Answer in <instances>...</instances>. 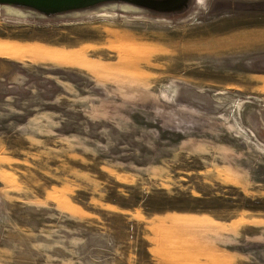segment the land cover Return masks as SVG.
<instances>
[{
  "label": "rangeland",
  "instance_id": "rangeland-1",
  "mask_svg": "<svg viewBox=\"0 0 264 264\" xmlns=\"http://www.w3.org/2000/svg\"><path fill=\"white\" fill-rule=\"evenodd\" d=\"M0 264H264V0L0 7Z\"/></svg>",
  "mask_w": 264,
  "mask_h": 264
},
{
  "label": "water",
  "instance_id": "water-1",
  "mask_svg": "<svg viewBox=\"0 0 264 264\" xmlns=\"http://www.w3.org/2000/svg\"><path fill=\"white\" fill-rule=\"evenodd\" d=\"M169 0H0V7L25 8L44 16L58 15L77 9H86L104 2H122L144 9L164 7Z\"/></svg>",
  "mask_w": 264,
  "mask_h": 264
},
{
  "label": "flooded vegetation",
  "instance_id": "flooded-vegetation-1",
  "mask_svg": "<svg viewBox=\"0 0 264 264\" xmlns=\"http://www.w3.org/2000/svg\"><path fill=\"white\" fill-rule=\"evenodd\" d=\"M157 1H165V0H157ZM187 0H169L168 3L161 8L155 9L154 11H164V12H173L178 7H180L182 4H185ZM153 10V9H149Z\"/></svg>",
  "mask_w": 264,
  "mask_h": 264
}]
</instances>
